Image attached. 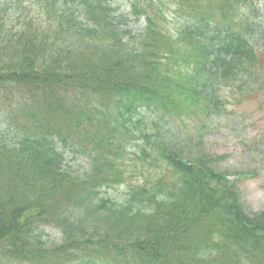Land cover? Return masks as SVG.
Returning <instances> with one entry per match:
<instances>
[{"label": "trees", "instance_id": "1", "mask_svg": "<svg viewBox=\"0 0 264 264\" xmlns=\"http://www.w3.org/2000/svg\"><path fill=\"white\" fill-rule=\"evenodd\" d=\"M37 1L0 0V264H264V209L228 179L244 173L187 143L224 109L220 85L264 79L239 17L255 0H123L138 33L107 0Z\"/></svg>", "mask_w": 264, "mask_h": 264}, {"label": "rangeland", "instance_id": "2", "mask_svg": "<svg viewBox=\"0 0 264 264\" xmlns=\"http://www.w3.org/2000/svg\"><path fill=\"white\" fill-rule=\"evenodd\" d=\"M111 5L118 19L126 18V21L120 23L124 28L133 32L140 31L143 21H136L128 16L124 3L112 1ZM27 8L30 10L28 6ZM240 12L239 17L243 21L248 19L250 41L258 49L264 50V3L261 2L259 6L241 8ZM209 36H211V29L207 33V37ZM241 88L244 89V87ZM245 90H250L248 97L244 96L241 102L237 103L239 95L237 89L223 87L220 92L228 100L224 111L215 119H208L207 126L198 132L203 134V146L207 151L225 155L218 164L219 168L239 169L256 175L255 178L244 179L241 182L240 194L241 201L247 210L259 211L264 207V83L257 86V83L249 81ZM150 130L152 131L150 133L154 134V130ZM133 142L144 143L140 138ZM62 150L65 155V166L72 170L85 169L84 156L74 152L70 147ZM126 187V184H122L106 189L104 193L110 197L120 198ZM40 229L44 231V234L52 235L51 237L59 235L50 225L41 226Z\"/></svg>", "mask_w": 264, "mask_h": 264}]
</instances>
